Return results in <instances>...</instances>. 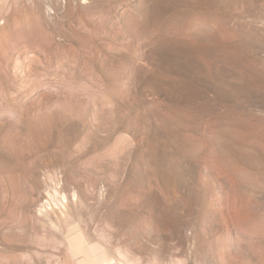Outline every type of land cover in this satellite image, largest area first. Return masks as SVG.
Instances as JSON below:
<instances>
[{
  "label": "rangeland",
  "instance_id": "1",
  "mask_svg": "<svg viewBox=\"0 0 264 264\" xmlns=\"http://www.w3.org/2000/svg\"><path fill=\"white\" fill-rule=\"evenodd\" d=\"M102 262L264 264V0H0V264Z\"/></svg>",
  "mask_w": 264,
  "mask_h": 264
},
{
  "label": "bare ground",
  "instance_id": "2",
  "mask_svg": "<svg viewBox=\"0 0 264 264\" xmlns=\"http://www.w3.org/2000/svg\"><path fill=\"white\" fill-rule=\"evenodd\" d=\"M100 261V260H99ZM97 262V261H96ZM101 263V262H100ZM99 264V263H98ZM102 264H103V262H102ZM106 264V263H105ZM109 264V263H108Z\"/></svg>",
  "mask_w": 264,
  "mask_h": 264
}]
</instances>
